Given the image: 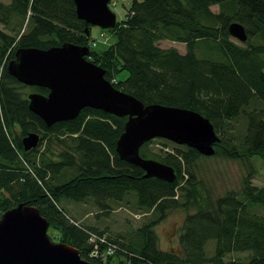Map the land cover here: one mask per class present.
Segmentation results:
<instances>
[{
    "label": "trees",
    "instance_id": "trees-1",
    "mask_svg": "<svg viewBox=\"0 0 264 264\" xmlns=\"http://www.w3.org/2000/svg\"><path fill=\"white\" fill-rule=\"evenodd\" d=\"M232 23L245 28L243 45L232 40ZM0 25V218L20 204L36 207L54 230L51 240L78 249L93 264H264V186L253 183L252 172L239 192L214 202L202 195L194 174L204 156L186 146L153 155L149 142L141 156L172 167L177 178L147 179L116 151L127 118L88 108L48 127L30 111L28 96L49 91L25 86L7 70L18 49L89 47L87 60L103 68L117 90L146 106L189 109L209 119L221 139L214 156L264 160V0H133L126 18L102 31L115 40L100 52L92 45L93 27L78 19L72 0L0 1ZM164 40L185 44L186 53L160 48ZM240 119L243 131L232 134L231 124ZM29 134L40 142L26 152ZM130 198L148 221L127 241L80 223L64 206L92 202L106 212ZM255 207L259 214L251 212ZM174 210L187 213L179 253L161 250L155 232ZM93 237H106L116 254L91 258ZM210 241L212 257L206 253ZM233 255L247 256L226 260Z\"/></svg>",
    "mask_w": 264,
    "mask_h": 264
},
{
    "label": "water",
    "instance_id": "water-1",
    "mask_svg": "<svg viewBox=\"0 0 264 264\" xmlns=\"http://www.w3.org/2000/svg\"><path fill=\"white\" fill-rule=\"evenodd\" d=\"M72 1L78 19L87 26L102 30L117 26L111 0ZM229 33L242 44L248 41V34L239 23H232ZM90 53L89 47L69 43L47 50L18 49L7 70L19 83L49 91L48 95L35 92L28 96L30 111L48 127L75 120L88 108L127 118L116 151L122 161L141 168L147 179L173 183L177 178L172 167L141 156V148L155 139L186 146L204 157L215 155V146L221 139L209 119L189 109L146 106L117 90L105 78L106 71L87 60ZM39 142L38 134H29L23 139L25 151L35 149ZM49 226L33 206L20 204L5 212L0 218V264H93L84 260L78 249L54 243L48 235Z\"/></svg>",
    "mask_w": 264,
    "mask_h": 264
},
{
    "label": "rangeland",
    "instance_id": "rangeland-1",
    "mask_svg": "<svg viewBox=\"0 0 264 264\" xmlns=\"http://www.w3.org/2000/svg\"><path fill=\"white\" fill-rule=\"evenodd\" d=\"M4 3H9L10 0H0ZM133 0H112L110 8L116 14L117 20L121 22L126 18ZM219 6L212 7V11L219 12ZM0 29H4L0 25ZM103 30L99 27L92 28V38L97 40V51L104 50L109 44L113 43L115 38L109 37L107 44H103L101 34ZM109 35V34H108ZM110 36V35H109ZM232 40L240 45L236 39ZM158 46L162 49L176 48L181 54L186 53V45L172 41H160ZM1 73V69H0ZM30 92V91H29ZM245 127L243 119L234 121L231 124L230 130L232 134H239ZM228 132V131H227ZM175 147H179L163 139H155L150 141L148 149L153 155H159L161 152H173ZM253 175V183L256 186H264V160L260 157H254L250 162L231 160L217 156L202 157L196 162L194 174L198 188L203 196H210L212 201L223 197L230 191L239 192L242 187V180L247 174ZM187 178L189 174L184 171ZM207 197V196H206ZM134 198H130L129 203L114 205L111 210L106 212L99 211L92 202L74 203L64 202V206L70 212V215L80 223L87 226L96 227L100 231H107L113 238L119 240H130L135 235L136 231L141 228L147 221L148 216L141 214L135 210ZM252 213H258V207L251 209ZM263 213V211H260ZM187 213L183 210L171 211L168 218L156 227L155 232L158 236V245L163 251L181 252L179 245V236L181 233L184 220ZM48 234L54 235L53 228L48 230ZM215 242L210 241L206 247V253L209 257L214 255ZM247 255L227 256L226 260L232 259L244 260ZM117 260L127 261L126 256H118Z\"/></svg>",
    "mask_w": 264,
    "mask_h": 264
},
{
    "label": "built area",
    "instance_id": "built-area-1",
    "mask_svg": "<svg viewBox=\"0 0 264 264\" xmlns=\"http://www.w3.org/2000/svg\"><path fill=\"white\" fill-rule=\"evenodd\" d=\"M101 38H102V43L107 44L109 41V37L108 35H106L105 33L101 34ZM97 44V40L92 43L93 46H96ZM91 243L94 244V248L91 252L90 257L93 259H103L105 260L106 258L113 256L116 254L117 252V248L113 245H110L107 238L106 237H93L91 238ZM103 246V248L101 249V247Z\"/></svg>",
    "mask_w": 264,
    "mask_h": 264
}]
</instances>
